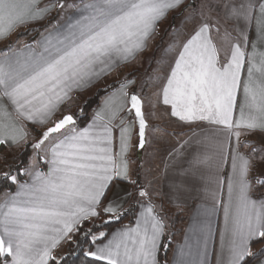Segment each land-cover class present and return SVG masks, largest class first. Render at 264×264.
<instances>
[{
    "label": "snow or ice",
    "instance_id": "obj_1",
    "mask_svg": "<svg viewBox=\"0 0 264 264\" xmlns=\"http://www.w3.org/2000/svg\"><path fill=\"white\" fill-rule=\"evenodd\" d=\"M53 12L56 18L37 29L39 39L26 43L21 35L15 43L22 49L0 52V182L17 188L0 203V264H69L56 252L64 246L68 255L90 258L81 264H167L159 253L166 248L168 193L129 157L132 147L146 151V129L155 140L173 135L149 124L147 116L159 118L161 101L185 124L222 126L214 132L223 131L225 142L214 156L204 150L208 137L193 129L180 145L191 152L177 150L172 164H186L181 176L210 187L230 162L221 247L227 264H264V141L252 139L264 136V0H0V40ZM172 12L181 16L179 26H170L174 67L166 76L159 69L147 76L153 86L166 81L148 96L143 84L132 89L136 79H120V70L149 49ZM101 83L103 104L80 128L84 109L71 108ZM209 195L215 201L216 193ZM133 205L140 209L135 227L104 230ZM210 211L215 215V206ZM207 243L196 264H207ZM184 256L181 249L176 264H191Z\"/></svg>",
    "mask_w": 264,
    "mask_h": 264
},
{
    "label": "crops",
    "instance_id": "obj_2",
    "mask_svg": "<svg viewBox=\"0 0 264 264\" xmlns=\"http://www.w3.org/2000/svg\"><path fill=\"white\" fill-rule=\"evenodd\" d=\"M41 2L46 4L49 3V0H41ZM55 14L56 12H53L50 17ZM67 14H70V10ZM171 18H175L173 25H176V19L181 18V16L178 12L170 13L168 17L163 22H161L159 27V33L151 42L149 49L141 53L137 61L122 67L120 70V79H123L124 76H129L131 75V73H133L132 78L136 79L137 84L133 85L132 89L138 90L139 86L143 84L144 94H147L148 96H151L154 91H158L159 87H161L166 81L161 80L160 82H158L157 85L153 86L152 84L147 82V76L152 74L155 70L159 69L160 75L161 77H163L169 73L171 67H174V57L176 56L177 50H169V45L172 44L171 36H173L174 33L170 31V26L165 25V23ZM47 20L41 21L38 24H29L27 27H21L17 31H15L9 37V39L0 40V43L13 39V37H15V35L19 33L24 34V42L26 43H30L35 39H39L40 32L37 31V29H43L41 28V25H43ZM29 32H31V34H29ZM159 40L162 42L166 41V47H163L164 43H158L160 42ZM153 47L155 48V50L153 49ZM15 48L17 49V51H19L23 48V44H19V46ZM162 49H165L166 52L163 55H160ZM167 51L170 52L168 53ZM148 56H153V58H148ZM159 61H163V63H158ZM116 78V76L108 78L107 83L110 84L111 81L115 80ZM103 88L104 84L101 83L81 93L79 96L78 103L76 105H73L71 108L72 113H77L86 100L92 98L99 89ZM103 99L104 97L102 98L99 106L92 112L90 121L85 125V127H87V125L92 122L93 113L102 106ZM240 102L241 96L238 95L237 103L239 104ZM158 108L159 111L167 115V120L169 122L175 124L178 129L183 131L182 135L175 133L174 136L169 135L168 137H166L168 140L171 141L172 144L170 148L166 151L161 166L157 169L156 172H154L151 177L153 178V183L155 185L163 187L165 193H168V195H166L163 199V204L174 210H185L188 214L187 221L184 226V232L179 235L175 240L174 247L170 256V264H176L178 254L181 249H183L185 252V256L183 257V259L186 262L196 264V261L204 259V257L199 253L203 251V241L205 239H207L208 241L207 264H227V251L226 249L222 250L221 247V232L224 228L223 208L228 201L227 185L229 182V178L232 175L230 162L225 164L223 167L219 168V183H213L210 187L206 186L203 181H194L189 177L181 176L180 171L182 167L187 166L186 164H172V161L176 159L175 153L177 150L191 152L192 147L190 145H185L183 149H180V145L185 139L188 138V135L193 129L197 133H199L200 137H208L207 147L204 150L210 156H214L217 147L225 142L223 131L214 132V129L221 128L222 126L210 125L206 121H197L191 125H188L182 121H179L177 117H172L170 115V105H164L161 101V103L158 105ZM9 110L11 111V109ZM236 116H238V113L234 115V118ZM28 125L32 124L28 122ZM32 126L35 128L34 125ZM136 129L133 130L134 144L137 140L135 134ZM33 135H35L34 132ZM113 136L114 151H118V128L113 129ZM197 138L198 137H193L192 139L196 140ZM252 139L256 142H259L260 139H263L264 141V136L257 134L252 137ZM135 150H137L136 147H132L130 149L129 157L131 160L133 152ZM166 165H168V167L165 171ZM42 170L47 171V166L42 168ZM25 177L26 180L30 182V178L27 176ZM170 185H179V187H177L175 191H170ZM16 190L17 188L14 192H12V194H15ZM209 191H214L216 193L215 201L209 195ZM1 197H3V194L1 195ZM213 206H215L216 209L215 215H212L210 211ZM139 211L140 209L138 207L136 219L139 216ZM131 226L135 227V222ZM122 227L124 226L116 227L110 233H113L121 229ZM209 229L210 237L208 234ZM60 249L61 248H58L56 252H58Z\"/></svg>",
    "mask_w": 264,
    "mask_h": 264
},
{
    "label": "trees",
    "instance_id": "obj_3",
    "mask_svg": "<svg viewBox=\"0 0 264 264\" xmlns=\"http://www.w3.org/2000/svg\"><path fill=\"white\" fill-rule=\"evenodd\" d=\"M21 36V35H20ZM7 50V48L0 49V52H3ZM129 78L132 77V75L128 76ZM104 89V88H103ZM103 89H100L97 91L95 96L88 99L84 105L81 107L84 109L85 114L81 116L77 123L80 126V128L85 127V125L90 121L92 112L99 106L101 103L102 98L105 96V92ZM79 112V111H78ZM32 132L35 134L37 133L38 129H35L32 125H27ZM31 148H27V150L23 153V158L25 163H27V159L31 154ZM42 167H46L44 165V162H42ZM20 181L23 182L26 180L25 176L19 177ZM16 189V185H11L8 183L0 182V195L4 193L5 191L14 192ZM165 206V225L166 230L164 237L162 239V246L166 245V248L164 251H161L159 253V257L163 261L164 259L167 260V264H170V256L172 253V249L174 247V243L176 238L181 235L184 232V226L187 221L188 214L185 210H174L168 206ZM138 211V206L133 205L129 211L125 213V215L118 221H114L111 224H107L104 226V230L108 233H110L114 228L120 227V226H126V225H133L136 219ZM107 218V217H105ZM97 223H101V221H97ZM77 239H80L79 235H77ZM84 248H87V245H84ZM58 253H63L69 264H81L82 261H86L87 257H84L83 255L77 253L76 255H68V246L61 247V249L58 251ZM63 264V262H62Z\"/></svg>",
    "mask_w": 264,
    "mask_h": 264
},
{
    "label": "rangeland",
    "instance_id": "obj_4",
    "mask_svg": "<svg viewBox=\"0 0 264 264\" xmlns=\"http://www.w3.org/2000/svg\"><path fill=\"white\" fill-rule=\"evenodd\" d=\"M49 2H50V0H49ZM68 2H71V0H68ZM77 2H79V0H77ZM56 16H57V13L55 15H53L52 17H50L43 25H41V28H43L46 24H48L49 22H51L52 20H54L56 18ZM174 20H175V18H171L170 20H168L165 23V25L172 26L173 23H174ZM180 23H181V18H177L176 19V25L179 26ZM20 35H24V34H20L19 33V34L15 35V37H13V39H10L8 41H5V42L0 43V49H3V48H7L8 49V47L10 45H12L14 47L19 46V44H16L15 41L17 40V37H19ZM171 39H172L171 40L172 42L177 39L176 36H175V34L173 36H171ZM177 42H179V41H177ZM158 43H160V44L161 43H164V46L163 47H166V41H164V42L160 41ZM153 49L155 50L154 47H153ZM165 52H166V50L165 49L164 50L162 49L160 55H163ZM167 52L169 53L170 51H167ZM160 55H159V57H160ZM148 58H153V56L152 57L151 56L150 57L148 56ZM155 68H156V66H155ZM132 74L133 73H131V75ZM115 80L111 81L110 84H113L115 82ZM139 88H140V86H139ZM151 90H153V89H151ZM151 111H152L151 107L146 105V116H147V113H149ZM157 115L159 117L158 119L152 118L151 116H147V118L149 120L150 126L151 125L158 124V125H160V127L166 128L167 131H168V133L173 134L172 136H174L175 133H178V134H181L182 135L183 131H181L180 129H178L175 124L169 122L167 120V115L166 114L162 113L161 111H158ZM153 136H154V134L152 132H150L149 130H147L146 140L149 141V142L146 143V146H145L146 147V151L143 150L141 152V154H140V153H138V149H137V150H135L133 152V155H132V160L136 162V164L133 165V167H136L140 163H143L145 168L151 170L150 171V178L152 177V175L154 174V172H156L157 169L161 166V164L163 162V159H164V156L166 154V151L170 148V146L172 144L171 141L168 140L167 138H165L164 140H155L153 138ZM262 141H263V139H260L259 140V142H262ZM9 157H11V154H9ZM42 162H43V160L40 161L41 168H44V167H42ZM1 195H0V203H2V197H1Z\"/></svg>",
    "mask_w": 264,
    "mask_h": 264
},
{
    "label": "water",
    "instance_id": "obj_5",
    "mask_svg": "<svg viewBox=\"0 0 264 264\" xmlns=\"http://www.w3.org/2000/svg\"><path fill=\"white\" fill-rule=\"evenodd\" d=\"M137 129H138V125H137ZM147 134V129H146V133H145V135ZM146 146V145H145ZM138 149V148H137ZM143 150H140V149H138V153H140L141 154V152H142Z\"/></svg>",
    "mask_w": 264,
    "mask_h": 264
}]
</instances>
